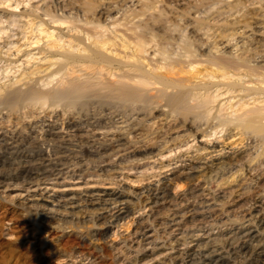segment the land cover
<instances>
[{
  "label": "rangeland",
  "instance_id": "obj_1",
  "mask_svg": "<svg viewBox=\"0 0 264 264\" xmlns=\"http://www.w3.org/2000/svg\"><path fill=\"white\" fill-rule=\"evenodd\" d=\"M54 1L57 3V5L54 3ZM235 1L238 2L236 3ZM148 4L153 6L152 8H155V6H160L156 8H159V10H153L152 8L149 9L150 6ZM48 7L53 11V13L55 12L54 14H57L58 17L69 15L68 17H74L76 19L80 18L82 20L85 19V17L86 19L94 17L98 19L99 17V19H105V22H110V20L117 17L121 19L126 16L133 17L140 14L138 18H147L145 20L152 23L156 22L155 26L158 28L162 26L161 29L159 28V33L161 34L164 32L162 37L169 39V42L171 43L169 46L174 49V53L176 52L175 54L178 52L177 55H179V53H183V45L191 41L190 45L194 48L193 50H195L197 54L199 52L201 54L205 53L206 55L207 53H210L208 52L209 50L214 52L220 49V52L228 54H237L242 50H249L246 51V53H248L249 58H251L252 62H250V64L253 66L259 64L262 66L261 68H264V0H123V2L122 0H81V2L80 0H0V84H9L13 80H16L19 75L21 76L22 74H27L33 69L42 70L43 67H47L51 63V60H48V56H50L49 50L51 49L50 45H58V47L55 46V48H53L54 50H63L60 47L63 44L65 45L66 40V46L64 47L67 48L68 43L70 45L76 44L77 46L76 40L74 41L73 39L74 36L70 34H67L68 36L66 35V33H68V28H66L64 25L62 26L64 31L61 30V28H56V24H51L52 27L46 25L39 28V23L37 21L41 17L47 18L45 17V14L42 13V9ZM60 7L64 8V12L58 9ZM146 7L148 10L145 9ZM137 10H139V13ZM133 12L134 15L132 14ZM152 12L156 14L154 15ZM151 14H153V16ZM158 15L161 16L158 17ZM162 16L163 18L161 19ZM199 17L205 20V23L202 24L203 26L201 25L203 22L199 20ZM164 18L166 20H164ZM157 20H159V22ZM207 20H213V22L210 21L209 23ZM164 22H168L169 24L165 25ZM167 25L170 26L166 27ZM200 27L204 28L202 30L203 33L206 29L211 30L208 32L211 36L208 37L206 35L207 41H202L199 39L197 29L199 30ZM158 28L156 29L158 30ZM163 28L164 30H162ZM166 28L169 29L167 30ZM40 29H46L47 32L49 30L51 36H47L46 31L41 35ZM165 31L168 33H165ZM219 32L221 34H219ZM195 36H197V38ZM60 38H63L64 43L62 41L60 44L58 41ZM175 38H177V41ZM198 39L199 41H197ZM54 40L57 41V44ZM170 40L174 41L171 42ZM186 40L187 42H185ZM52 42L53 44H51ZM213 42L214 44H212ZM73 46L75 47V45ZM196 48H198L197 51ZM67 49L72 50V47L68 46ZM41 51H44V53ZM205 64L206 63H202L201 65L194 64V67H190L188 62L185 61L179 65H176V68L178 71H182L181 74L188 77L190 83L193 84L194 82L197 83L196 81L200 82L208 79L207 74L208 72H211L210 69L213 67H211L210 64ZM176 68L175 71H177ZM254 78L256 79V77ZM217 79L224 80L221 82L224 84L218 86L221 87V89L216 91V93L218 92L217 94H222L225 91H228L226 82H237V84L233 85L234 88L231 89V91L236 90V92L233 93V96L236 97H234L235 100L234 98H231V91L230 93H224L221 95L218 98V101L212 104L213 107H219L218 109L214 108V110H212L210 117H198V114H195L197 117L193 114L189 116L179 114V116L173 115L170 117L167 107H161L159 110L147 115L144 114L146 112H138L137 114H134V116L132 115L133 118H136H131L130 121L120 124L115 122L117 117L114 118L116 113L114 114L113 111H111L112 104H101L99 102L94 104L93 101L91 102L92 104L89 103L87 107L82 108L81 106H73L69 108V106L66 105L65 107H56L55 109L52 107H45L44 109L42 108V110L41 108L37 107L33 109L34 111L31 110L27 112L22 109L21 113L20 111H17L18 113H10L9 110L0 109V132L3 130L8 131V129L13 130L15 128L18 131L27 133L29 131L30 124L32 126L35 125L41 132L42 127L40 126V122L44 118H51L52 120L55 119V123H57L60 126V129L63 130L64 128L66 129V127H68L71 122L82 125L84 128L90 127L86 129H92L94 126L89 124V122L101 120L100 123L103 124L102 127L104 125L107 126L106 124H109L108 126L110 127L107 128L104 126L106 129H104V127L101 128L105 134H108L109 131H112V129L116 131L124 130L125 128L122 126H125L126 124H137L144 129L146 128L147 131H150L151 129V131L148 133H152L149 135L147 134L149 137L146 136L145 139L140 137L141 140H139V138L137 136L135 137L133 133L128 134V132L125 131V135H127L128 139H130L129 141H131L130 145L135 147V150L139 151L133 156L131 153H125L126 155L124 154L123 156L125 157V161L122 160V164L119 162L118 165L113 166V169L111 168L109 171V177L107 175H102L100 177L96 176L92 178H84V176L76 174H67L58 180H54V182L53 180L52 182L50 181L49 186H55V190L58 189L57 191L49 189L48 191L41 190L31 193L29 197L30 200L26 199L27 191L21 186L14 187V185H10V188L8 189H6L7 186L0 187V264H73L74 260L78 261V264H122L124 259L125 262H127L129 256H131L133 253L134 255L132 256H135L137 253L136 244L132 243L131 239L133 237V232L138 226H140V223L146 226V231H148V233L151 235L150 239H153L151 245L158 247L160 246L157 249L156 254L158 255L160 253H165V257L161 258L164 260V262L162 261V264H173L174 261L170 260L169 258L172 255H175L176 253L174 252L176 251L172 250L170 247L171 244L168 243L172 241L171 238L174 234L173 233L170 236L168 233L170 232V229L168 228L170 226L168 224H170V221H172V210H169L167 207H156V212L153 215V210L150 208V206H146L148 203V196L145 192V189L151 185L163 187L165 192H167L171 198H176L178 200L177 201L175 199L179 207L177 205L175 206L177 207L176 210L179 212V214H184L193 208V210L200 208V202L203 203L204 201H208L207 203H212L217 201L219 204L217 207L220 208L221 215L223 214L221 219L227 220L228 224L221 225L220 227L212 225L211 223L215 221L214 218L209 223L211 225V230H214V232L219 228H225L231 224H247L246 222H243V219L250 211L251 197H253V195H258L260 192L261 194H264V192H262L264 191V159H262L264 158V136L260 133L262 136L261 137L260 134L257 135L253 133L252 130H247L246 134L244 133L242 137L241 135L234 136V133L236 134V132L241 133L240 130L235 129L233 125L222 127L218 122L220 119L225 118L226 116L229 117V114L230 116H232L234 113L236 114L237 111L238 114H243L245 110L249 108V106L253 107L255 105H261L262 103L264 104V97L259 98L256 95L258 91L261 90L256 88L257 84H260L257 87H264V83L262 85L260 82H258V80L257 83L256 80L253 82H247L245 80H249V77L245 75H242V77H240V75H235L232 78L233 80H228L227 78L226 80L224 78ZM239 79L240 81H238ZM243 82L246 83V85ZM218 87H213L214 89L212 88L211 90L214 91L212 92H215V89L218 90ZM238 94H240V97L237 96ZM246 95L247 97H245ZM235 102L237 103L235 104ZM241 103L242 105H246V108H244L245 110L243 109L244 112L241 110L244 106H242ZM239 107L240 109H238ZM113 109L115 110L120 108L119 106H116L112 108V110ZM239 110H241L240 113ZM23 111L25 112L22 113ZM235 114L232 117L238 115ZM93 115L96 117L94 118ZM120 116H123L122 112L118 117ZM220 116L222 117L219 118ZM130 117V115L124 116V119H129ZM152 124H154V126ZM111 126H115L116 129L111 128ZM103 136L101 137L102 140H104ZM252 137H255L253 138L255 139L253 142ZM165 140H169V142L167 143ZM241 141H243L242 144L240 143ZM209 142H217L219 143L220 147L223 145L227 146L229 149L227 148L228 150L226 149V151L228 152H224V150L221 152L218 150V154L220 152L221 153L219 155L217 154V157H211L209 151L212 150V147L209 146L210 144H207ZM43 146L47 150L50 149V151H52L51 144H45ZM175 146L176 150L170 151V148ZM218 148L219 146L217 149ZM249 149L251 151H249ZM189 157H192L195 160H188ZM118 159L119 157L116 158V161H119ZM172 159L175 161H172ZM257 160H260L258 161V164ZM248 167L250 170H248ZM5 171L7 170L5 169ZM255 177H260L257 183V188L256 186L252 187ZM21 181L22 179H18V181L16 180L15 182ZM250 189H252V192L244 195V192L247 190L249 191ZM192 190H194L196 193H191L190 191ZM18 193L22 195H19ZM92 195L106 199L113 197L114 199L117 198V200H120V202H118V206L122 209L120 210L121 215L119 218L122 219L119 220L118 218L115 220L114 218H111L110 215H107L106 218L98 220L96 217L99 212L97 210L94 211L93 209H87L85 212H80L81 218L78 217L73 221L62 223L57 221V219H54L52 217L53 214L49 211L51 208H55L53 207L56 205V201L54 200H60V198L69 199L71 197L87 198ZM188 214L190 213H187L186 219L182 223V227L184 229L194 222L192 217ZM110 221L113 223L112 226L110 225ZM202 234L203 236L201 237V240H199L200 243L204 241L207 242L209 235L210 237L217 235L213 234L211 236L212 233L210 234L208 232L204 234V231ZM189 244L191 245V243ZM80 247H86L89 251H93L92 253L99 255V257L93 256L92 259H90L87 256L80 257L73 255ZM164 251H167L168 253ZM140 256L144 257L142 253H140ZM151 258L153 257L145 256L140 264L145 261L148 262L151 260ZM233 263L234 262L229 260L223 264ZM251 263L264 264V256L259 257L256 261L251 260ZM130 264H135V262Z\"/></svg>",
  "mask_w": 264,
  "mask_h": 264
},
{
  "label": "bare ground",
  "instance_id": "obj_2",
  "mask_svg": "<svg viewBox=\"0 0 264 264\" xmlns=\"http://www.w3.org/2000/svg\"><path fill=\"white\" fill-rule=\"evenodd\" d=\"M195 2H198V1H195ZM54 3L57 5L55 1ZM144 4H147V3H144ZM148 5L150 6V4ZM152 7L153 6H150L149 9H151ZM157 7H160V6H157ZM157 7L155 6V8H152V9L154 10ZM175 7H178V6H175ZM119 8H120V5H119ZM58 9L64 12V8L60 7ZM145 9H147V7ZM42 10H43L42 13L45 14V17L47 18L41 17L37 21L39 23V28L44 27L46 25L50 27L51 24L53 25L56 24L57 27L56 26L54 27L61 28V30H63L64 28L62 26L64 25L66 26V28H68L67 29L68 33H66V35L70 34L74 36L73 39L74 41L76 40L77 46L76 44H71L72 45L71 46L68 43L67 48L68 46H70L72 47V50L67 49L66 47H64L66 46V40H65V45H64L63 38H60L58 41L60 42V44L63 41L62 43L63 45L60 47L63 50L61 49L54 50L53 48H55L56 45L55 46L50 45L51 49L49 50L50 56H48L49 57L48 60L49 61L51 60V63L47 67L45 68L43 67L42 70L33 69L32 71H29L27 74L25 73V74H22L21 76L19 75V77H17L16 80H13L9 84L7 83L0 84V109L9 110L10 113H15L17 111L18 112L20 111L21 113L22 109H24L27 112L37 107L41 109L42 108L44 109L45 107H48V108L52 107L55 109L56 107L58 108L61 106L65 107L67 105L69 106V108L73 106H77V107L81 106L82 108V107H87L88 104L93 101L94 104L96 102H99L101 104L102 103L108 104V105L112 104L111 111H113L114 114L116 113L114 118L117 117L116 118L117 120H115V122H118L120 124L130 121V119L133 118L134 114H137L138 112H143V113L146 112L144 114L147 115V114H151L152 112L156 110H159L161 107H164V108L167 107V111L170 114V117L173 115L179 116V114H184L188 116L192 114L196 116L198 114L197 115L198 117H201V116L210 117L212 110H214V108L218 109L219 107V106L213 107L212 104L216 103L218 101V98L224 93L225 94L230 93L231 89L234 88L233 85L237 84V82H232V81H229L228 83L226 82L228 91H225L222 94H217L218 92L216 93V91H219L221 89V87H218V86H221L222 84H224V83H221L224 80H218L217 78L219 79L224 78L225 80L227 78L228 80L229 79L233 80L232 78L235 75L237 76L240 75V77H242V75H245L249 77V80H245L247 82H253L254 80H256V83H257V80H258V82H260L262 85L264 83V68H261L262 66L259 64L256 66H253L250 64V62H252L251 58H249L248 53H246V51H249V50H242L240 53H237V54H230V53L228 54V53L220 52L221 49L219 48L220 50L214 51V52L207 50L210 53L209 54L207 53L206 55L205 53L201 54L199 52L197 54L195 50H193L194 48L191 47L190 45L191 41H190L189 43H185V45H183V48H182V50L184 49L183 53H179V55H177L178 52L177 54H175L176 52L174 53V49H172L171 46H169L171 44L169 42V39H165L164 37H162V34L164 32H162L161 34L159 33V28L161 29L162 26L158 28L155 26L156 22L152 23L150 21L145 20L147 18L145 19L141 17L138 18L140 14L138 15L135 14L136 16H133V17L126 16L121 19L117 17L115 19L110 20V22L108 21L105 22V19L102 20V18L99 19V17L98 19H96L95 17L86 19L85 15H84L85 19L83 20L80 18L76 19L74 17L72 18L68 17L69 15L58 17L57 14H54L55 12L53 13V11L49 7L44 8ZM156 10H159V8ZM137 12L139 13V10H137ZM132 14L134 15V12ZM155 14L156 13H154V15ZM151 15L153 16V14ZM160 16L158 15V17ZM162 18L163 16L161 17V19ZM155 20H152V21H155ZM159 20L157 21L159 22ZM164 20L166 19L164 18ZM199 20L203 22L201 23V25L205 23V20L200 17H199ZM208 20L207 22L210 23L211 20L210 21ZM211 22H213V20ZM234 23H237V22H234ZM166 24H169V23L167 22L165 23V25ZM169 26L167 25L166 27H169ZM156 28H158V30ZM164 28L162 30H164ZM166 29L168 30L169 28H166ZM203 29H204L203 27H200L199 30L197 29L198 37L202 41H207L206 40L207 36L208 37L211 36L210 33L208 32L211 30L206 29L204 30V33H203L202 32ZM49 30L47 32L46 29L45 30L40 29L41 35L46 31V35L49 36L50 35ZM166 32L167 31H165V33ZM172 34H175V33H172ZM219 34L221 33L219 32ZM195 37L197 38V36ZM175 39L177 41V38ZM199 39L197 41H199ZM54 41L55 43L57 42L56 40ZM185 42H187V40ZM51 44H53V42ZM174 44H177V43H174ZM212 44H214V42ZM73 45H75V47ZM56 47H58V45ZM197 50L198 48H196V51ZM41 52L44 53V51H41ZM185 61L188 62L190 67H194V64H200V65L202 63H206L205 65L210 64L211 67L213 68H211L210 69L211 72H208L207 74L208 79L205 81H200V82L196 81L197 83L194 82L193 84L190 83L188 77L181 74L182 71L180 70L178 71L176 68L177 67L176 65H179L180 63L185 62ZM175 68L178 72L175 71ZM254 77H256V79ZM238 81H240V79ZM244 84L246 85V83ZM259 85L257 84V86ZM257 86L256 88L261 89V90L258 91V93L256 92L257 93L256 95L259 98L260 97L263 98L264 97V89H263L264 87L262 86L257 87ZM213 87H218L217 88L218 90L215 89V92H212L214 91V90H211ZM251 87H250V90H251ZM231 92H232V95L230 96L233 99L234 97H236V96H233L234 95L233 93H235L236 90H233ZM239 95L240 94H238L237 96ZM245 97H247V95ZM236 103L237 102H235V104ZM220 104L222 105L221 102ZM262 104L255 105L253 107L249 106L250 105L249 104L248 105L249 108L245 110L244 108H246V105L243 104L245 106L244 107L241 103V105L243 106V108L241 107L242 108L241 110L242 111L243 109L245 110V112L243 111L244 112L243 114H238L237 113L238 111H237L236 114L238 115L234 113L236 115L235 117H232L234 114L232 116H230L229 114L228 115L229 117L226 116L225 118L220 119L218 123L222 127L233 125L235 129L240 130V132L242 133L241 134L239 132H236V134L234 133V136L241 135L242 137L244 133L246 134L247 130H252L253 133L257 135L261 133L264 136V104L263 105ZM116 106H119L120 109L112 110V108ZM238 109H240V107ZM241 110H239V113ZM25 111H23L22 113H24ZM35 111H38V110H35ZM121 112L123 116L118 117L119 115H121ZM128 115H130L131 117L129 119L127 118L124 119V116H128ZM221 117L222 116H220L219 118ZM54 120H52L51 118L50 119L44 118L42 121L40 120L41 121V122L39 121L41 123L40 126L42 127V128L40 127L42 129L41 132L39 129H37L35 125L32 126L31 124L29 126V131L27 133L18 131L15 128L14 129L16 131L14 129L13 130L8 129V131L3 130L0 132V187L7 186L6 189H8L10 188V185H14V187L21 186L23 189L27 191L26 199L30 200L29 197L31 193H35L41 190L42 191L43 190L48 191L49 189L55 190V186L54 187L49 186L50 181L52 182L53 180L54 182V180H58L67 174H70V175L76 174V175L84 176V178L86 177L92 178L96 176L100 177L102 175L108 176L109 171L111 170L113 166L118 165L119 162L122 164V160L125 159V157H123L125 153H131L133 156V155H136L137 152L139 151V150H135V147H132V145H130L131 141H129L130 139H128V136L125 135V131H127L128 134L133 133L135 137L137 136L139 138V140H141V138L145 139L146 136H148L149 134H152V133H148L151 131V129L150 131L149 130L147 131L146 128L144 129L143 127L138 126L137 124H126L125 126H122L125 128L124 130L116 131L112 129V131H109L108 134L107 133L105 134V132L101 130V128L105 126L104 125L102 127L103 124L100 123L101 120L89 122V124L94 126L92 129H86L90 127L84 128L82 127V125H78L75 122H71L70 125L68 126L67 124L68 127H66V129L64 128L63 130V129H60V126L57 123H55ZM201 120H200V123H201ZM107 122H110V121H107ZM81 123H84V122H81ZM106 125L107 126L105 127L110 128L108 126L109 124H106ZM152 125L154 126V124ZM105 127L104 129H106ZM111 128H115V126H111ZM102 136L104 140H102L101 138ZM253 138L255 137H252V142L255 140ZM165 141L167 143L169 142V140H165ZM242 142L243 141H241L240 143L242 144ZM45 144H51L53 148V149L51 148L52 151H50V149L47 150L43 146ZM207 144L208 145L210 144L209 146L212 147V150L209 151V154H211V157H217V154L219 152L218 150H220L221 152H223V150L224 152H228L226 151V149L228 148L227 146L223 145L220 147L219 143L217 142H213V143L209 142ZM218 146L219 148L217 149ZM170 149H171L170 151L176 150V146ZM250 149L249 151H251ZM260 156H263V155H260ZM117 157H119L118 159L119 161H116ZM173 160L174 159H172V161ZM188 160H195V159H193L192 157H189ZM258 161L260 160H257V164H258ZM186 162H189V161H186ZM5 169L7 171H5ZM248 170H250V168ZM251 176H252V173H251ZM259 178L260 177L254 178V184L252 187L256 186L257 188V185H258L257 183L259 181ZM18 179H22V181L15 182L16 180L18 181ZM145 192L148 196V199L146 198L148 202L146 206H150V208L153 210L152 211L153 215L156 212V209H157L156 207H167L169 210H172L171 212L172 221H170L171 223L168 224L170 226L168 227L170 229L169 230L170 232L168 233L170 234V236L173 233L174 234H173V237L171 238L172 241L168 243L171 244L170 247L172 248V250L176 251L174 252L176 253L175 255H172L171 257L169 256L170 257L169 259L174 261L173 264H223L224 262H228L229 260L234 262L233 264H253L251 263V260L256 261L259 257L264 256V194L263 193L261 194L260 191L258 195L256 196L253 195V197H251L250 211L243 219L244 220L243 222H246L247 224H243V225L242 224H231L225 228H219L215 232L214 230H211L210 228L211 225L209 224L214 218H215L214 219L215 221L211 223L212 225H216L220 227L221 225L228 224L227 220L221 219L222 218L221 216L223 214L221 215V212H220L221 210L220 208L217 207V205H219L217 201L212 202V203H207L208 201L207 202L204 201L203 202L204 204L200 202V206H199L200 208L196 210H193L194 209L193 208L190 211L185 212L184 214H179V212L176 210L177 207L175 206L177 205L175 201L176 198L175 199L171 198L168 195V193L165 192V189H163V187L151 185L145 189ZM190 192L193 194L196 193L194 190ZM250 192H252V189H250L249 191L248 190L245 191L244 195L245 194L247 195V193H250ZM18 194L22 195L20 193ZM112 198L106 199V198L96 197L93 195L87 198H82V197H71L69 199L60 198V200L58 199L54 200L56 201V205L53 206L55 208H51L50 210L49 209L48 210L53 214L52 217L54 219H57V221H60L62 223L77 219L78 217L81 216L80 212L81 211L85 212L87 209H93L94 211L97 210L99 213L97 214L96 219L98 218V220L106 218L107 215H110L111 218H114L115 220H117L119 216L121 215L120 210L122 208L118 206V202H120V200H117V198L115 199L114 198L112 199ZM198 201H201V200H198ZM187 213H190L188 215L192 217L194 222L184 229L182 227V223L186 219ZM120 219L122 218H119V220ZM143 224H144V221H143ZM110 225L111 226L113 225L111 221H110ZM145 227H146L145 225H142L140 223V226H138L136 230L133 232V237L131 241L132 243L136 244L137 253L135 254V256H132L134 255V253L131 256H129V259L127 260V262H125V259H124V261H122V264H130L132 262H135V264H140L142 259L145 256H152L153 258H151V260H149L148 262L146 261L143 262L142 264H162L164 262V260H162L161 258L165 257V253L163 254L160 253L158 255L156 254L157 249L160 246L158 247V246L151 245L153 242L152 241L153 239H150L151 235L148 233V231H146ZM203 231H204V234L208 232L210 234L212 233L211 236L213 234H217L218 236L216 235V236L210 237L209 235L208 237L209 239L207 242L204 241L200 243L199 240H201V237L203 236L202 234ZM189 243H191V245ZM92 252L93 251H89L86 247H80L75 251V254L73 255L80 256V257L87 256L90 259H92L93 256L99 257V255H96ZM164 252H167V251H164ZM140 253H142L144 257L140 256ZM74 263L78 264L79 262L74 260L73 264Z\"/></svg>",
  "mask_w": 264,
  "mask_h": 264
}]
</instances>
